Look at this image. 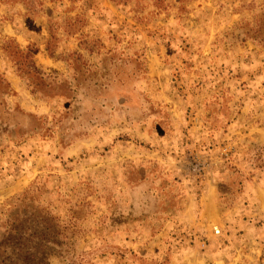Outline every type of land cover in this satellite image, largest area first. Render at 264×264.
I'll use <instances>...</instances> for the list:
<instances>
[{
  "label": "rangeland",
  "instance_id": "obj_1",
  "mask_svg": "<svg viewBox=\"0 0 264 264\" xmlns=\"http://www.w3.org/2000/svg\"><path fill=\"white\" fill-rule=\"evenodd\" d=\"M32 9L0 0V264H264V0Z\"/></svg>",
  "mask_w": 264,
  "mask_h": 264
},
{
  "label": "trees",
  "instance_id": "obj_2",
  "mask_svg": "<svg viewBox=\"0 0 264 264\" xmlns=\"http://www.w3.org/2000/svg\"><path fill=\"white\" fill-rule=\"evenodd\" d=\"M13 3H22L26 9V18L29 19L31 16V13H33L32 5L34 4V0H8ZM115 3H120L123 0H112ZM264 39V38H263ZM263 39L258 40V42H261ZM6 48H4L5 52L8 54V57L11 58L12 61H16L20 66L21 63L25 64L28 67H34L33 63V57L36 53V49H34L32 46L28 47L25 50H21L17 44L13 43V41H10L6 43Z\"/></svg>",
  "mask_w": 264,
  "mask_h": 264
}]
</instances>
